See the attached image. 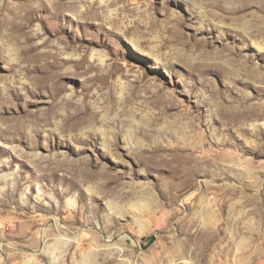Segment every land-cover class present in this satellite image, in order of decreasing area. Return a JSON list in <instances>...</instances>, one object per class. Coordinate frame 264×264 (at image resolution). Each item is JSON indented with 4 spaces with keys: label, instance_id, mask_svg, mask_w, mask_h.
<instances>
[{
    "label": "rangeland",
    "instance_id": "374dc122",
    "mask_svg": "<svg viewBox=\"0 0 264 264\" xmlns=\"http://www.w3.org/2000/svg\"><path fill=\"white\" fill-rule=\"evenodd\" d=\"M261 33L264 0H0V264H264V117H210L264 104L220 64L264 70Z\"/></svg>",
    "mask_w": 264,
    "mask_h": 264
},
{
    "label": "bare ground",
    "instance_id": "6f19581e",
    "mask_svg": "<svg viewBox=\"0 0 264 264\" xmlns=\"http://www.w3.org/2000/svg\"><path fill=\"white\" fill-rule=\"evenodd\" d=\"M181 26V25H180ZM171 27V26H170ZM168 29V28H167ZM171 29V28H170ZM179 29V28H177ZM172 30V29H171ZM203 30V29H202ZM175 31V30H174ZM173 32V31H172ZM180 32V31H179ZM178 33V31H177ZM264 33H261L260 35H262ZM179 36V35H178ZM175 37H177L175 35ZM185 37V36H184ZM178 38V37H177ZM176 39V38H175ZM173 40V38H172ZM199 40V39H198ZM174 41V40H173ZM178 41V40H177ZM184 41V40H183ZM203 41V40H202ZM205 41V39H204ZM181 42V40H180ZM187 42V41H185ZM257 46L258 44L256 42H254ZM199 44V43H198ZM189 45V44H188ZM195 45V44H193ZM202 46H207L208 45V42H205L204 44H200ZM200 45H197V46H200ZM211 45V44H210ZM184 47V46H183ZM192 47V46H191ZM190 47V48H191ZM259 47V46H258ZM206 48V47H205ZM229 48V47H228ZM249 48V46L247 47ZM261 48V47H260ZM203 49V48H202ZM207 49V48H206ZM227 49V48H226ZM263 49V48H261ZM199 50V49H198ZM205 50V49H204ZM213 50V49H211ZM184 51V50H183ZM200 51V50H199ZM226 51V50H225ZM230 51V50H229ZM185 52V51H184ZM202 52V51H201ZM216 52V51H214ZM141 53L142 54H145V51L141 49ZM208 53V52H206ZM205 53V55H206ZM220 53V52H219ZM224 53V52H222ZM241 53V52H240ZM184 54V53H183ZM182 54V55H183ZM188 54V53H187ZM212 54V52L210 53ZM236 54V52H235ZM239 54V53H238ZM198 55V54H197ZM214 55V53L212 54ZM219 55V54H218ZM217 55V56H218ZM259 55V54H258ZM189 56V55H188ZM202 56V55H201ZM204 56V55H203ZM224 56V55H223ZM239 56V55H237ZM187 57V56H186ZM190 57V56H189ZM193 57V56H192ZM198 57V56H197ZM214 57V56H212ZM211 58V57H210ZM209 58V55L208 56H205L204 58H201L200 60L201 61H204L207 60L209 61L210 60ZM216 58V57H215ZM219 58V57H218ZM253 55H243L240 57V59L238 60L239 63H236L234 61L233 58H222L220 59V61H222V63H220L221 65L224 63V68H226L225 71H227V77L228 79L229 78H232V79H235V78H238L240 80H243L245 79V82L249 85V83H261L264 85V70L261 69V67L259 65H257L255 62L253 63ZM190 59V58H188ZM199 60V59H198ZM198 64H199V61H197ZM210 62V61H209ZM215 62V61H214ZM204 64V63H203ZM208 64V63H207ZM206 64V65H207ZM219 64V63H217ZM205 67V66H203ZM216 67L218 68V65H216ZM220 67V66H219ZM213 68V67H211ZM223 70V69H222ZM226 74V73H225ZM237 80V79H236ZM258 91L264 93V87H259L258 88ZM259 92V93H260ZM246 99V98H244ZM251 100V99H250ZM172 107V106H171ZM169 109V108H168ZM221 114V116H223L225 119H230L231 121H238V122H241L242 124L247 120L250 121L252 119H256L258 117H264V104L263 103H258V104H255L251 101H249V98L242 101L241 103L239 104H236V106H226V105H218L217 106V109L213 110V109H210V117L213 118V116H215L216 114ZM130 116V115H129ZM237 123V122H236ZM235 123V124H236ZM241 125V124H240ZM253 125V131H255L256 133H262L261 130L259 129V127L257 126V124H252ZM189 125L188 122H186L184 124V127L183 128H187ZM251 129V130H252ZM245 130V129H244ZM184 130H181V129H174V128H169V132H171L172 134H179L180 132H183ZM191 132V131H190ZM155 134L158 133L157 131L154 132ZM170 133V134H171ZM151 135V134H150ZM175 135V136H176ZM186 135V134H185ZM188 135V134H187ZM191 135V134H190ZM258 135V134H257ZM184 136V135H182ZM176 137V141H178L179 139H181L178 143H177V146L175 147H169L166 151V153L164 152H154V154H152L153 157H158V159H154L153 162L155 161V163H157V165L159 164L160 166L164 165V166H170L171 169L173 170L172 172H175V171H178L179 168H181V166L183 165H186V168H192V163L194 160H198V159H193L191 157L192 154H194V151L196 150V146L193 147L191 146H188L187 148H182L180 146V143H183L185 142L184 140V137ZM193 136V135H192ZM132 136H130V139H131ZM190 137V136H189ZM197 139V137H194ZM187 139V138H186ZM195 139V140H196ZM200 139V138H199ZM203 140V139H202ZM194 141V140H193ZM154 142V140H153ZM128 143V142H126ZM170 144V143H169ZM186 144V143H185ZM116 145V144H115ZM156 145V144H155ZM175 145V144H174ZM188 145V143H187ZM160 146V145H159ZM162 146V144H161ZM205 146V142H204V145H200L201 148H203ZM199 147V149H200ZM163 148V147H161ZM158 149V148H157ZM204 149V148H203ZM150 150V149H149ZM223 151V150H222ZM164 153V154H163ZM208 157V156H207ZM195 158V157H194ZM204 159V158H203ZM202 159V160H203ZM207 158H205L204 160H206ZM201 160V161H202ZM207 162V161H206ZM194 164V163H193ZM199 164V162H198ZM202 167V166H201ZM160 168V167H159ZM167 168V167H166ZM206 170V169H205ZM193 171V170H192ZM196 171V169L194 170ZM201 171V170H200ZM182 172V171H181ZM189 172V171H188ZM198 172V171H197ZM202 172V171H201ZM194 173V172H193ZM184 174V173H183ZM185 175V174H184ZM190 175V174H189ZM194 175V174H193ZM192 176V175H191ZM188 178V176H187ZM191 179V178H190ZM169 193V192H168ZM168 196V195H167ZM177 194L176 193H170L169 194V199L173 200L174 198H176ZM117 197H121V198H125V199H128L129 200V196L124 193V194H117ZM152 192L149 191V190H146V188H140L138 189V192H137V198H141V200L143 201L144 204L141 205V207H149V203L150 201L148 199L152 198ZM71 205V204H69ZM124 205H118V204H115L113 206V211H117V212H125V209L122 207ZM140 209V208H139ZM77 216V215H76ZM77 220V219H76ZM53 226L56 227V229L58 230L57 234H56V238L54 240V243L49 246L51 247L53 250H60L63 245H65L66 243H68L69 241V238L67 237V230H65L61 224H59V222L57 221V219H53ZM51 229V228H50ZM31 230L32 228L29 230V232L31 233ZM45 230V229H44ZM46 231L48 232L49 231V228H46ZM34 232V231H33ZM54 232V231H53ZM55 233V232H54ZM84 235V234H83ZM94 237V236H92ZM123 238V237H122ZM76 242H77V237L75 236L73 238ZM77 247H79V243H77ZM92 248V247H91ZM53 250L50 249L51 252H53ZM82 249L78 248V251H80ZM48 251V250H46ZM50 252V253H51ZM87 253V252H85ZM29 255V254H28ZM33 258H36L35 256H27V258H24L23 261H21L19 264H33L32 263V260ZM90 258V254L89 252L86 254L85 258L83 259L84 260H87ZM52 259H54V257H52ZM82 264V262L80 263Z\"/></svg>",
    "mask_w": 264,
    "mask_h": 264
},
{
    "label": "water",
    "instance_id": "95a60500",
    "mask_svg": "<svg viewBox=\"0 0 264 264\" xmlns=\"http://www.w3.org/2000/svg\"><path fill=\"white\" fill-rule=\"evenodd\" d=\"M155 239H156L155 234L149 235L143 239L145 243L141 242V243H139V246L142 249H144V248L150 246L155 241Z\"/></svg>",
    "mask_w": 264,
    "mask_h": 264
}]
</instances>
